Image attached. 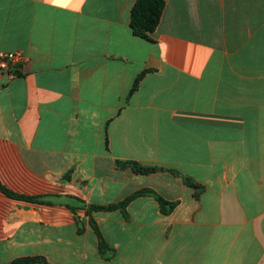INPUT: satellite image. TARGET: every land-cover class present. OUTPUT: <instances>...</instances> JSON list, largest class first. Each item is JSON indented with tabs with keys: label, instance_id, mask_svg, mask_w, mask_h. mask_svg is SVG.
I'll use <instances>...</instances> for the list:
<instances>
[{
	"label": "crops",
	"instance_id": "crops-1",
	"mask_svg": "<svg viewBox=\"0 0 264 264\" xmlns=\"http://www.w3.org/2000/svg\"><path fill=\"white\" fill-rule=\"evenodd\" d=\"M165 1L146 40L136 0H0V185L38 199L0 190V264H264V0ZM143 189L175 209L94 213L105 260L88 207Z\"/></svg>",
	"mask_w": 264,
	"mask_h": 264
},
{
	"label": "trees",
	"instance_id": "trees-1",
	"mask_svg": "<svg viewBox=\"0 0 264 264\" xmlns=\"http://www.w3.org/2000/svg\"><path fill=\"white\" fill-rule=\"evenodd\" d=\"M166 7L165 0H136L132 11H131V28L133 30L134 35L141 37L146 40H152L151 35L156 31L158 25L160 24L162 15L164 13ZM143 75H140L132 88L131 93H134L140 84ZM118 166L121 168H131L134 173L139 175H151L158 171H164L163 168L152 167V166H145L138 162H118ZM172 174L177 175V172L173 170H169ZM185 184L190 188L196 190V197L200 195L202 191V187L197 185L189 178H184ZM0 190L6 194L8 197L17 199V200H24L29 202H37L38 199L31 198V197H24L17 195L0 185ZM142 196H149L156 199L159 203L161 211L164 215L170 214L176 207L175 203H170L165 200L158 192L153 189H143L140 191L135 192L134 194L130 195L126 200L118 203L112 204L109 206H99V205H90L87 210V215L89 217L90 224L94 229L95 233L99 239V248L100 254L105 260H110L113 254V250L108 245L106 239L104 238L95 218L94 213L100 211H114V210H121L124 214L127 213L126 209L128 205L138 197ZM11 264H48L44 258L41 257H27L14 260Z\"/></svg>",
	"mask_w": 264,
	"mask_h": 264
},
{
	"label": "built area",
	"instance_id": "built-area-1",
	"mask_svg": "<svg viewBox=\"0 0 264 264\" xmlns=\"http://www.w3.org/2000/svg\"><path fill=\"white\" fill-rule=\"evenodd\" d=\"M28 60V56L21 51L0 52V74H6L9 78L18 77Z\"/></svg>",
	"mask_w": 264,
	"mask_h": 264
}]
</instances>
